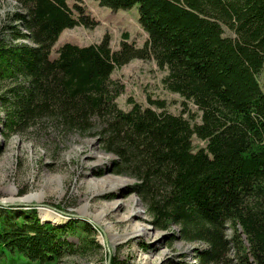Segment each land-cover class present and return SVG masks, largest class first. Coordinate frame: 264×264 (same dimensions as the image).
I'll use <instances>...</instances> for the list:
<instances>
[{"label":"trees","instance_id":"1","mask_svg":"<svg viewBox=\"0 0 264 264\" xmlns=\"http://www.w3.org/2000/svg\"><path fill=\"white\" fill-rule=\"evenodd\" d=\"M15 1L23 10L9 14L0 36L6 134L45 123L85 134L97 122L103 149L117 156L113 172L137 180L131 191L156 229L176 225L179 238L205 243L195 251L199 264H220L232 249L240 264H264V0H98L114 10L138 4L144 46L125 33L114 50L106 34L87 46L64 43L55 58L65 29L98 22L67 0ZM134 59L167 70L164 87L196 105L201 121L151 97L147 106L130 97L122 109L125 86L112 75ZM194 136L206 146L196 149ZM90 225L76 248L68 238L75 224L0 207V264H60L68 252L100 248Z\"/></svg>","mask_w":264,"mask_h":264},{"label":"rangeland","instance_id":"2","mask_svg":"<svg viewBox=\"0 0 264 264\" xmlns=\"http://www.w3.org/2000/svg\"><path fill=\"white\" fill-rule=\"evenodd\" d=\"M67 2L73 9L76 5L82 6L90 21L98 23L93 28L80 25L65 29L52 48L51 58L57 56L58 48L64 43L87 46L99 43L106 34L110 36L114 50L121 48L125 33L130 36L129 42L144 46L147 33L139 22L138 4L130 9L114 10L101 5L98 0ZM22 10V5L15 0H0V36L9 14ZM23 32L27 30L23 28ZM225 35L235 37L227 27ZM167 73L154 59H134L117 68L112 76L125 86L124 93L118 98L119 106L129 110L132 106L128 103L130 97L147 106L148 97H151L166 102L165 109L171 113L188 110L184 115L188 118L189 114L195 115L196 121L200 122L201 112L196 105L164 87L162 80ZM259 80L264 88V74ZM5 113L6 109L0 105V207L36 209L43 223L58 227L75 224L78 230L70 233L68 238L76 248L82 245L81 226L89 223L93 228L91 236L101 245L76 254L68 252L60 264H108L109 261L111 264L112 257L121 260L122 264H169L171 260L199 264L195 251L204 249L205 243L179 238L180 228L176 225L171 230L156 229L141 198L131 191L137 180L114 172L106 173L117 156L103 149L97 134L100 124L95 122L91 133L73 131L64 134L52 123H45L8 136L3 119ZM194 145L198 149L206 143L194 136ZM106 179L127 181L108 189L102 186ZM28 196L32 199L24 201ZM44 214L56 217L61 223L44 219ZM138 222L144 227L137 229L135 235ZM174 234L178 239L172 241ZM220 264H240L236 251L232 249Z\"/></svg>","mask_w":264,"mask_h":264},{"label":"bare ground","instance_id":"3","mask_svg":"<svg viewBox=\"0 0 264 264\" xmlns=\"http://www.w3.org/2000/svg\"><path fill=\"white\" fill-rule=\"evenodd\" d=\"M123 181H127L126 179L124 180H110L108 181L107 179L104 181V183L102 182V186L105 187V188H108V189H112V188H116L117 186H120V182H123ZM32 199V196H28L26 198H24V201H30ZM5 202H9V201H5ZM4 203V202H3ZM18 205H21L23 203H17ZM136 204L138 205L137 201H136ZM44 219H54V222H57V223H61L59 219H56V217L50 215V214H44L42 215ZM53 217V218H51ZM135 225V224H134ZM135 232L133 234H138V230H140V227H144V224L141 223V222H138L136 225H135ZM147 230V229H146Z\"/></svg>","mask_w":264,"mask_h":264},{"label":"water","instance_id":"4","mask_svg":"<svg viewBox=\"0 0 264 264\" xmlns=\"http://www.w3.org/2000/svg\"><path fill=\"white\" fill-rule=\"evenodd\" d=\"M113 167H114V165L112 164L111 166H110V168H109V170H107L106 171V173H108V172H113ZM130 186V185H129ZM129 193V192H128ZM0 203H2V202H0ZM165 239H167V238H165ZM108 264H110V261L108 262Z\"/></svg>","mask_w":264,"mask_h":264}]
</instances>
